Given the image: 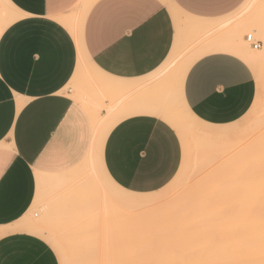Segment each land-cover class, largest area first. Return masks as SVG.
<instances>
[{
  "label": "crops",
  "instance_id": "crops-1",
  "mask_svg": "<svg viewBox=\"0 0 264 264\" xmlns=\"http://www.w3.org/2000/svg\"><path fill=\"white\" fill-rule=\"evenodd\" d=\"M249 33L262 50L264 0H0V264H59L44 240L11 231L34 204L38 179L71 171L91 147L89 111L70 96L85 62L104 90L130 95L189 48L194 57L176 77L182 104L197 121L224 126L255 98L240 53ZM132 102L112 113L122 119L101 164L119 188L148 194L172 180L182 146L157 100Z\"/></svg>",
  "mask_w": 264,
  "mask_h": 264
},
{
  "label": "rangeland",
  "instance_id": "rangeland-1",
  "mask_svg": "<svg viewBox=\"0 0 264 264\" xmlns=\"http://www.w3.org/2000/svg\"><path fill=\"white\" fill-rule=\"evenodd\" d=\"M252 29L257 30L256 37L260 38V30L257 27ZM243 47L252 55L246 62L253 70L257 92L249 111L240 120L224 126H210L197 121L182 104L176 77L179 74V70L194 57L189 48H179L165 68L147 76L143 81L144 87L137 93H131L130 95L126 91H115L113 93L112 91L104 90L100 83L96 81V78H101V75L96 73L85 62L84 71L70 87L72 91L70 96L76 98L87 113L90 108H93L89 111L90 115L93 112L94 114L97 111L101 112V106L105 102L108 103L107 106H113L117 112L120 107L128 106V103L131 104L135 100L139 101L135 102V104H140L142 101L152 102L159 100L156 103L157 106L170 115L173 112L174 114L176 113L175 115L186 124L187 128H189L186 131L178 132L174 130L179 140V148L183 146V150H180L181 162L179 168L166 186L158 191L145 194V196L153 198L152 203L144 209L147 213L143 214L142 217L124 219L122 215L121 217L113 215L112 211L114 209L118 210V208L119 211L120 209L122 211H132L131 207L120 204L122 203L120 200L130 198L132 194L137 193L109 186L98 168L100 164L98 163L99 166L96 165V153L91 150V154L94 153V155L91 156L90 154V156L91 159L95 157V165L93 162V165L87 163L90 158L88 154V158H84V161L71 171L51 179V181H49V178H47V181L45 179L42 186H46V188L40 190L38 199L21 221L12 227L14 231L11 232L23 231L41 238L55 252L59 264H73L72 260L76 259V256L81 259L83 257L88 258L87 256L92 255L96 246L99 247V244L101 246V242L102 245H115L122 242L147 243L157 240L159 227L155 226V222L152 221V219L157 217L156 213L160 215L165 209H171L170 206L174 204L171 200L173 199L172 197H179L178 193L182 192L186 184L187 186L198 184L201 187L208 185L210 180L216 176L223 160L226 158L225 156V158L219 156L221 151L219 148L223 149L224 147L225 150L236 145L234 150L233 147L228 152L233 155L232 164H234L235 171H241L243 173V181L245 180L247 183L243 182L246 185L243 184L241 191H237L234 194L232 201L235 211L239 210L240 204L244 208L242 218L238 216V213L236 215L235 264H239L240 261L246 262L249 259V255L255 252L259 246L254 243L257 241L256 235L259 231L258 227L262 213L264 212L263 198L258 197V194L264 191L260 189L261 185L264 187V47L262 50H254L247 43H243ZM167 101L168 103H166ZM96 115H99V113L97 112ZM106 116H102V118ZM93 127L92 141L94 142V139H98V136L96 138L98 129H95V125ZM206 130H213L219 133H216V138H213L215 136L207 137L206 139H212H208L209 141L195 135ZM240 139H243V141H240ZM95 142L97 144V141ZM213 146H219V155L215 152L213 156L212 152L214 153L216 147H214V151L211 150L212 152L209 149ZM198 149L201 152L203 151V153ZM203 149H205V152ZM93 150L95 151V149ZM222 151L221 154L223 155ZM199 158L201 159L199 160ZM97 161H99L98 158ZM98 181H100L99 185ZM94 183L111 200L104 208L97 203L100 200L99 198L96 199L97 197L95 198L97 188ZM89 196L92 198L90 199ZM33 227L35 228L33 229ZM54 244L57 246H54ZM57 247L61 248V250L58 251ZM86 251L88 252L85 253Z\"/></svg>",
  "mask_w": 264,
  "mask_h": 264
},
{
  "label": "bare ground",
  "instance_id": "bare-ground-1",
  "mask_svg": "<svg viewBox=\"0 0 264 264\" xmlns=\"http://www.w3.org/2000/svg\"><path fill=\"white\" fill-rule=\"evenodd\" d=\"M240 51H241L240 53L242 54L241 56L246 61L249 60L250 57H252V55L244 47L241 48ZM77 98H79V96ZM74 99L77 100L76 98ZM166 103H168V101ZM117 104L119 105V103ZM110 107L108 106V108ZM113 108L112 110L115 109ZM152 108H156V107L151 106V109ZM92 109L90 108V110ZM148 109H150V107ZM110 110L109 109L106 110V115L108 114V111L111 112V114L109 113V115H107L104 118L98 117L99 115H96L97 112L96 114H94V112L91 115L89 114L90 117L93 118V120H91L93 122L92 123L93 126L95 125L96 127L95 129H98V132L96 133V138L98 136V139L97 140L94 139L95 141H97V144H95L96 143L95 141H94L95 143L92 141L95 145L92 143L91 144L92 147L89 149L88 152L92 150L94 153H96L95 157L96 156L97 157L96 158L92 157L91 159V156L94 155V153L91 154L92 153L91 151L90 153H87V155L89 154L88 157L90 158L88 159L89 162L87 161L86 162L90 163L91 165H93L96 162L97 166H99L100 164V167L98 168L101 170L105 181L107 182L109 186H114V188H116L118 186H116V184L108 177L107 173L103 170L102 164H101L105 139L108 133L110 132V130L113 128V126L122 119V118L120 119V117L114 118L113 114H116L117 112L116 111L113 112L112 110L111 111ZM132 110L134 111L135 109H130L128 111L130 112ZM128 111L124 110L125 113L122 111L123 115L131 116L132 113L134 115V114H137L138 112V111L136 113L131 112L130 114ZM158 112L157 114H159L160 118L163 121H165L174 130H177L178 132H183L189 129L187 128L186 124L183 123V121L177 115H175L176 113L174 114L173 112L172 115H170L166 113L165 111L159 112V113ZM122 113L120 114V116L122 115ZM145 114H148V113H145ZM150 114L152 113L150 112ZM216 133H219V132H216L213 130L212 131L206 130V131L196 133L195 135L198 136L199 138L206 139L207 137H211V136H215L213 138H216L217 136ZM208 139L206 140L209 141L211 138L209 140ZM240 141H243V139L242 140L240 139ZM235 146L236 145L233 146L234 148L232 147L233 150L235 149ZM214 147H216V150L214 149ZM92 148L95 149V151ZM196 148L198 147L196 146ZM218 148L219 146L218 147L213 146L212 148H209V149L210 151L215 150L214 153L211 151L213 156L215 155V152L218 154L219 149L221 151L223 150L222 153L224 154L226 153V154L222 155L220 151L219 153L220 155L219 154L218 155L222 158H225V157L226 158L225 160H223L222 166L218 170L216 176L210 180L209 184L204 187H201L198 184H192L190 186H187L186 184L184 189H182V192L178 193L179 197L177 198L172 197L174 201L173 199L171 200H172V203L174 204L172 205V203L170 202L172 205L170 206L171 209H167V210L165 209V211L160 215L156 213L157 217L152 219V221L155 222L154 223L155 226L159 227L157 231V238H158L157 240L147 242V243H129V242L123 243L122 242V243L115 244V245L114 244L102 245V242H101V246L100 244H99V247L96 246L94 248V251L92 252V255L87 256L88 258L83 257L81 259L78 256L75 257L76 259L72 258L73 264H235L236 258H235L234 245H235L236 215L238 213V216L242 218L244 215V212H243L244 208H242L240 204L238 207L239 210L235 211L234 203L232 201H233L234 194L237 191H241L242 185L243 184L246 185V184L243 183L245 181V180L243 181V176H242L243 173H241V171L236 172L234 164H232L233 155H231L228 152V150L230 151L232 148L230 147L229 149L227 148L225 150H224V147L223 149L221 148L218 149ZM203 150L205 152V149ZM201 153H203V151ZM87 155L85 157L86 159L88 158ZM94 158L96 160L95 162H94ZM97 158L99 161H97ZM200 159L201 158H199V160ZM44 180L45 179H41V178L38 179V192H37L35 201L38 199L39 192L43 187L42 185H43ZM49 181H51V179H49ZM99 182L100 181H98V185H99ZM49 183H52V182H49ZM96 188H95L96 189L95 198L96 197H97L96 199L99 198L100 201L97 200L98 201L97 203L100 204L102 208H104V206L108 205L111 202V200L109 199L107 194L104 191H102V189H100L97 185H96ZM260 189L262 191L264 190V187H262L261 185ZM262 193L261 194L259 193L258 197L263 198L262 205L264 209V193L263 195ZM89 201L91 202V200ZM152 201H153V198L147 197L145 196V194H132L130 198H125V200L124 199L120 200V202H122L120 204L126 205V207L128 206L129 208L131 207L132 211L131 210L122 211L121 209L119 211V208L118 210L114 209L113 211L112 210L111 211L113 215H118L120 217L122 215L124 219L142 217L143 214L147 213L146 211H144L145 207L151 204ZM90 202H89V205H90ZM34 228L35 227H33V229ZM258 228H259L258 229L259 231L256 235L257 241L254 243V244L259 245L257 250L255 252H252L249 255V259L246 262L240 261L239 264H264V212L262 213L261 222L259 223ZM54 246H57V245L54 244ZM67 248L69 249V247ZM57 250L60 251L61 248H58ZM88 251H86L85 253H87Z\"/></svg>",
  "mask_w": 264,
  "mask_h": 264
},
{
  "label": "built area",
  "instance_id": "built-area-1",
  "mask_svg": "<svg viewBox=\"0 0 264 264\" xmlns=\"http://www.w3.org/2000/svg\"><path fill=\"white\" fill-rule=\"evenodd\" d=\"M244 41L254 50H258L260 48V44L255 41V37L253 33L247 34L245 36Z\"/></svg>",
  "mask_w": 264,
  "mask_h": 264
}]
</instances>
